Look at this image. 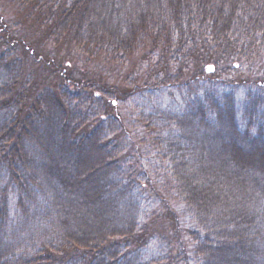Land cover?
<instances>
[{
  "label": "trees",
  "instance_id": "trees-1",
  "mask_svg": "<svg viewBox=\"0 0 264 264\" xmlns=\"http://www.w3.org/2000/svg\"><path fill=\"white\" fill-rule=\"evenodd\" d=\"M13 1L139 69L39 87L0 19V264H264V0Z\"/></svg>",
  "mask_w": 264,
  "mask_h": 264
},
{
  "label": "rangeland",
  "instance_id": "rangeland-1",
  "mask_svg": "<svg viewBox=\"0 0 264 264\" xmlns=\"http://www.w3.org/2000/svg\"><path fill=\"white\" fill-rule=\"evenodd\" d=\"M0 19L1 23L4 26L6 25V29L13 36L10 37L14 47L13 52L21 56L25 72L33 75V83L38 84L39 87L51 86L53 82L57 81L58 74L60 76V72L63 71V74L76 81L82 83L88 82V84L92 82L90 85L92 87H94L95 83H99L107 88V92H112L114 87L122 89L127 76L134 75L135 71L139 69V66L136 64L137 62L131 59H126L119 63L111 62L102 57L89 60L80 50L68 42H63L59 45H54L51 42H41L37 30L28 21L24 22V20H28L25 16L19 15L16 2L13 0H0ZM3 45L4 43L2 42ZM258 65L260 63L254 66L257 67ZM212 72L215 71L212 69ZM239 72L241 75H245L243 67L237 74ZM261 72L263 73L261 78H264V66ZM219 73L222 75L218 77H228L227 73L223 74L218 71L214 73V77ZM53 74L56 75L53 77ZM135 77L133 76L129 80ZM93 90L91 89L90 91L92 92ZM113 105L120 111L122 120L127 122L125 119L128 120L129 112H131L129 104L117 98L113 100ZM125 128H128V132L131 130L130 126L126 124L122 129L124 130ZM134 137H136L135 134H131L130 141L134 143L138 142ZM169 216H166V218ZM169 221H173L172 217H169ZM176 225L179 227L178 231H180L183 223L178 220ZM178 233L181 237L182 232Z\"/></svg>",
  "mask_w": 264,
  "mask_h": 264
},
{
  "label": "water",
  "instance_id": "water-1",
  "mask_svg": "<svg viewBox=\"0 0 264 264\" xmlns=\"http://www.w3.org/2000/svg\"><path fill=\"white\" fill-rule=\"evenodd\" d=\"M212 69H213V66L212 65H207L205 67V70L208 71V72L212 71Z\"/></svg>",
  "mask_w": 264,
  "mask_h": 264
}]
</instances>
